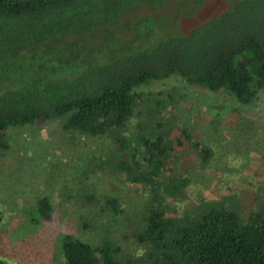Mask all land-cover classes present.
I'll use <instances>...</instances> for the list:
<instances>
[{
  "label": "trees",
  "instance_id": "trees-1",
  "mask_svg": "<svg viewBox=\"0 0 264 264\" xmlns=\"http://www.w3.org/2000/svg\"><path fill=\"white\" fill-rule=\"evenodd\" d=\"M163 1L0 0V156L10 147L7 127L59 117L72 142L75 134L110 142L98 166L112 157L111 166L124 171L119 175L153 193L130 233L139 249L124 252L110 240L92 244L66 233L61 264H264V182L256 194L261 199L245 212L230 199L206 200L189 202L178 216L171 204L186 193L189 177L175 149L189 137L186 127L168 138L162 127L172 119H160L156 98L145 106V120L134 125L140 132L130 135L127 128L134 107L148 99L139 87L169 75L248 103L264 88V0H230L179 33L136 49L84 40L121 13ZM147 16L130 25L149 26ZM103 52L111 58H102ZM199 154L205 161L206 149L201 146ZM104 198L106 207L117 208L116 197ZM83 199L96 197L87 193ZM37 204L41 215L50 209L45 196Z\"/></svg>",
  "mask_w": 264,
  "mask_h": 264
},
{
  "label": "rangeland",
  "instance_id": "rangeland-1",
  "mask_svg": "<svg viewBox=\"0 0 264 264\" xmlns=\"http://www.w3.org/2000/svg\"><path fill=\"white\" fill-rule=\"evenodd\" d=\"M229 1L164 0L160 6L136 7L95 28L84 40L105 39L118 50L127 45L148 46L219 11ZM146 15L149 26L145 22L139 27L130 25ZM100 56L111 58V53ZM139 89L148 99L134 107L127 123L130 135L140 132L134 125L145 120V106L156 98L160 99V119H172L162 132L173 140L182 125L189 134L182 147L175 149L180 170L189 177L187 196L183 190L172 201L175 214L180 216L189 202L227 203L229 199L233 206L242 203L245 212L261 199L256 194L264 182V88L248 103L222 91L186 84L177 75L151 80ZM61 120L38 119L6 128L10 147L0 156V259L4 264H61L60 241L66 233L92 244L110 240L124 252L140 248L130 233L151 205L152 191L125 180L124 171L111 166L112 157L98 166L97 157L103 159L106 148L112 147L110 142L101 136L77 134L72 142L60 128ZM196 141L199 150L193 148ZM201 146L207 151L203 162L199 160ZM188 161L191 165L186 169ZM87 193L96 199L85 202ZM106 195L117 198L116 209L104 205ZM42 196L50 203L44 215L37 204Z\"/></svg>",
  "mask_w": 264,
  "mask_h": 264
}]
</instances>
